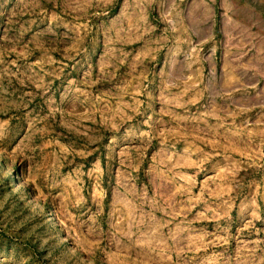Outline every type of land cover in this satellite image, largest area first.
I'll return each mask as SVG.
<instances>
[{
    "label": "rangeland",
    "instance_id": "374dc122",
    "mask_svg": "<svg viewBox=\"0 0 264 264\" xmlns=\"http://www.w3.org/2000/svg\"><path fill=\"white\" fill-rule=\"evenodd\" d=\"M139 1L0 0V264H264V0L226 70Z\"/></svg>",
    "mask_w": 264,
    "mask_h": 264
},
{
    "label": "crops",
    "instance_id": "0c3cea01",
    "mask_svg": "<svg viewBox=\"0 0 264 264\" xmlns=\"http://www.w3.org/2000/svg\"><path fill=\"white\" fill-rule=\"evenodd\" d=\"M136 3L140 9L134 8L132 11L138 16L145 15L142 10L144 4L139 0ZM126 4L127 0H122L118 13L124 11L121 6ZM161 10L166 19L177 24L183 22L182 28H190L195 38L201 40L208 36L210 51L221 54L220 60L224 62V67L225 63L231 61L232 54L239 62L244 58L246 60L249 45L248 12L258 13L257 9L249 10L246 0L236 4L229 0H164ZM238 70L242 71L241 66Z\"/></svg>",
    "mask_w": 264,
    "mask_h": 264
}]
</instances>
